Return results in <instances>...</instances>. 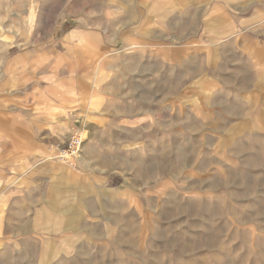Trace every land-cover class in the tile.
<instances>
[{"label":"clouds","instance_id":"1","mask_svg":"<svg viewBox=\"0 0 264 264\" xmlns=\"http://www.w3.org/2000/svg\"><path fill=\"white\" fill-rule=\"evenodd\" d=\"M0 264H264V0H0Z\"/></svg>","mask_w":264,"mask_h":264}]
</instances>
